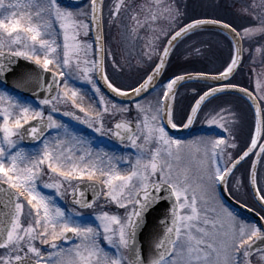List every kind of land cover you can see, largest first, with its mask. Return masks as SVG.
Segmentation results:
<instances>
[{
	"label": "snow or ice",
	"instance_id": "obj_1",
	"mask_svg": "<svg viewBox=\"0 0 264 264\" xmlns=\"http://www.w3.org/2000/svg\"><path fill=\"white\" fill-rule=\"evenodd\" d=\"M89 3L90 12L85 13L83 5H64L61 0H0V57L4 56L7 46L11 57H23L40 66V73L26 76L18 87L36 84L40 91L47 94L40 103L50 106V113L45 115L43 110L0 92V133L3 134L0 137V249L5 250L0 254V264H264V225L239 220L223 204L220 206L223 215L215 208L211 209L216 213L214 218L207 215L208 209L202 214L197 206L196 191L187 182L186 172L182 179L179 173L174 175L172 165L165 159L180 160L191 147L189 142L173 138L166 131V125L178 128L173 119L176 86L186 80H229L242 59L243 42L264 36V0H260L259 5L253 3L250 6L252 9L259 7V13L244 9L257 23L245 27L242 32L215 19H197L183 27L165 28L159 21L173 23L181 15L179 8L167 5L161 9L160 0L140 5L119 0L112 10V19L119 17L122 9L128 11L133 37L141 28L152 33L145 45L147 61H151L153 56L158 57V63L153 65L143 82L130 90L122 89L108 79L102 44V0H89ZM85 15L90 16L92 24L98 29L95 39L100 43L99 60H81L79 56L85 47L91 48L90 44L85 46L78 41L80 30L83 29L84 35H87L89 29V24L79 19ZM53 19L59 21L63 30L62 45L57 43L56 33L52 31ZM204 25H219L227 30L234 42V56L218 76L203 73L177 75L163 85L164 90L155 102H136L138 123L135 126L124 118L114 124V128L110 129L113 135L122 143L130 141V146L137 149L134 166L123 173L114 167L106 169L98 162L86 159L87 153L74 159L73 148L61 146L65 143L61 136L73 141L77 137L67 124L58 122L51 114L57 111V103L70 101L73 107L84 113V119L73 112L63 114L89 123V126L98 125L95 130L100 133L104 132L105 114L114 115L117 110L121 113L129 111L127 106L117 109L113 103V112H109L92 73H98L107 87L121 97H141L150 89L156 91L157 80L163 74L175 44ZM13 45H22V48H13ZM4 70V65L0 64V73ZM49 71H52L50 83L44 79V73ZM73 79L87 81L95 89L100 97L99 103L103 104L102 110L85 108L78 102L80 90L69 87L68 83ZM236 87L231 84L210 87L196 100L182 127L189 128L193 124L201 105L210 97L224 92L226 88ZM257 87L259 89L264 85L258 82ZM238 91L251 98L255 106L257 119L250 147L233 159L229 150L237 145L235 137L225 128L226 118L219 113L211 117L208 124L229 132V137H200L195 142V151L202 154L200 163L204 166L205 184L199 185L200 188L215 191L222 187L227 190L228 178L233 170L257 149L258 142L257 160L260 159L259 154H264V113L252 93L244 88H238ZM33 121L36 123L33 124ZM25 124L31 127L24 129ZM20 129L24 131H18ZM51 129H56L57 135L47 136ZM27 136L39 143V147L30 153L17 148V140L14 139ZM152 145L156 146L153 148ZM108 163L111 165V160ZM53 176L57 178L55 182H44V177L52 180ZM256 176L253 164L250 183L264 207V188L257 187ZM97 180L106 186L109 203L123 209H127L129 204L134 207L124 217L108 211L85 217L82 211L75 208L66 211L56 203L55 196L44 192V189H53L63 197L71 189L73 205L81 210L92 209L103 190L96 183L73 182ZM87 190L95 194L94 199L86 198ZM161 192L166 196L159 195ZM165 198L172 201L171 224L169 226L167 220L162 221L165 231L156 239L153 251L146 259L137 234L144 223L145 213ZM260 219L264 220V216ZM57 241L64 243L58 244ZM102 241L115 249V255L106 251ZM37 242L49 245L51 250L42 251L36 246ZM256 253L260 255L254 261Z\"/></svg>",
	"mask_w": 264,
	"mask_h": 264
},
{
	"label": "rangeland",
	"instance_id": "obj_2",
	"mask_svg": "<svg viewBox=\"0 0 264 264\" xmlns=\"http://www.w3.org/2000/svg\"><path fill=\"white\" fill-rule=\"evenodd\" d=\"M210 1H215V0H210ZM227 2H228V7L230 9H233V12H235L237 16H239L240 18L239 25H237L238 27L244 29L245 27L256 25L257 21L254 20L251 15L247 14L244 11V9L248 8L249 12L259 13L261 11L259 7L256 9H252L250 6L253 3L259 5L260 0H238V1L228 0ZM33 11L35 10L33 9ZM84 11L85 13L90 12V3H87L84 6ZM111 16L112 15L109 12L108 16L106 17L107 30L109 29L108 26H110L109 22L111 21ZM129 16L130 14L128 15V17ZM120 17L122 19L120 20L116 19L117 20L115 21L116 24H114L113 27H116L118 30H120L121 34L124 36L125 33L129 32L131 25L129 22L131 21H128L127 23L128 19L125 16L120 15ZM79 19H82L85 22H87V19L89 20V16L85 15L79 17ZM52 31L56 33L55 38L57 41L58 40L57 35L60 34V32H62L63 30L59 26V21H56L55 19L52 20ZM21 35H25V34L21 33ZM209 39L212 45L211 48H209V51H205L202 48L201 50H197L195 52L196 58H201V60H205V59L207 60L208 58L209 63L207 65H205L204 63L196 64L195 68H192L194 71L202 70L210 73L220 72L226 67L227 63L231 62V59L234 56L232 44L228 42V40L222 35H211L209 37L201 33L200 35H195L194 38H192L193 41H199L198 43L201 44L209 41ZM78 41L82 42V44L85 46L90 44L89 42L85 41V35L83 29L80 30ZM244 42H245L244 44L245 48H244L243 66H245V68L248 71H250L252 83L246 81L244 76L247 73L242 75L240 73L238 75L239 76L241 75L240 76L241 81L246 83V86L260 99L264 113V99H261V97H264V87H261L259 89L257 87L258 82L261 85H264V36H257L251 41L246 39ZM128 44L129 42L124 39H122L119 43H117L118 52L114 61L118 68L115 69V71L113 70V73L110 71L112 68L108 70V73L110 72V75L109 74L108 75L112 80L111 82L116 86H119L120 88L126 90H130L132 87L138 86L139 83L143 82L145 77L152 70L153 65L156 64L158 61L157 56H153L151 61H147L144 55L145 52L143 53L140 50L135 51L133 47L130 44L129 45ZM12 47L20 49L22 48V45H13ZM257 48H260L261 51L257 52L256 51ZM4 51H8L7 46L4 48ZM79 56L81 60L95 59L94 50L92 46L90 49H87L85 47L83 50H81ZM191 56H193V54ZM50 68H52V66H50ZM118 70H119V74L117 75L115 72L118 73ZM188 70L189 68L186 69V67H182L181 71L183 72ZM172 71L173 69L172 70L168 69V71H166L165 77L167 76L170 77L173 74ZM94 73H92V78L94 76ZM114 76L116 77L114 78ZM167 82L168 80L165 79L164 83H162L157 88V90L153 94H151L147 99L143 100L142 103H147L149 101L155 102L160 97L162 91L164 90L163 85H165ZM68 83H69V87H76L80 90L81 98L78 99V102L81 103L82 106L89 109H95L96 111L102 110L103 104L99 103V99H100L99 95L95 92V89H93L92 86L87 83V81L73 79V80H69ZM185 90L186 88H182L181 93L184 92ZM0 92H6L8 95L16 99H19L21 102L30 105L31 107L37 110H43L45 112V115H48L50 113V106L43 105L40 102H32L27 99H20L19 96L14 95L7 89L3 88L1 85H0ZM103 97L105 102L109 106V112H113V109L111 108V105L113 103L110 102L108 99H106L104 95ZM180 102L178 100L177 105L173 110L174 112L173 119L174 122L178 124V128L186 120L192 105L191 102H186L183 105ZM56 107H57V111L51 113L54 116V119H56L60 123L67 124L70 130H72L77 137L75 141H73L71 138H65L63 136L60 137L61 140L65 141V143L61 145L62 147H64L65 149L69 146L73 148L74 159L79 157L80 155H85V153H87L88 155L85 156L86 159H91L95 162H98L101 166H103L106 169L108 167H114L116 170L120 171L121 173L129 170L132 166H134V161L137 155V149H134L130 146V141L124 144L115 143L112 137V131H110V129H112L113 123L121 118L128 119L130 122H134L135 124L138 123L137 120L138 114L135 110V105L127 106L129 108V111L127 113H121L117 110L114 115L105 114L103 133L97 132L95 130L96 127H98V125L96 124H92V126H89V123H84L75 120L72 116H65L63 114L64 112H73L76 115L80 116L82 120L84 119V113H81L78 108L73 107L70 101L67 103L59 102L57 103ZM120 107L122 106L117 105V109H119ZM218 113L222 114L226 118V121H224L225 128H228L230 130L231 135L235 137L234 142L236 143L237 147L235 149H230L229 151L232 154V158L236 159L247 148L249 140H251L254 135L255 121H253L252 119L254 116L252 115V111L250 110L247 104H242L240 101L236 99H231L230 97L223 96L217 98L216 100L211 101L206 107V109L201 112L198 119V126L201 129L205 126L208 130L210 129L217 130L219 133L226 136L225 139L229 137V132H225L217 125H209L207 122L211 117L217 116ZM231 121H235V123H230ZM0 123H2V117H0ZM197 132L196 134H192L191 136H187L183 139H180L185 142H189V144L191 145V147L188 150H186V152L183 154L182 159L171 160L166 157L165 159L167 163H170L172 165L174 175L179 173L182 179L186 172L188 176L187 182L189 185H191L192 189L196 191L198 197L197 206L201 209L202 214L205 211V209H208L207 215L210 218H214L216 213L212 212L211 209L215 208L217 212H220V214L223 215L220 207L221 204H223V202L219 196L218 189L214 191L211 188L203 189L198 187L199 185H204L205 181L203 179L204 173L202 171L204 166L200 163L202 154L196 153L195 142H198L200 137H207V136H215L216 138H221V137L217 134L218 132L212 133L210 131H202L201 134L199 135H197L199 133ZM2 135L3 134L0 133V137H2ZM55 135H57V130L51 129V133L49 137ZM14 139L17 140V148H23L26 152L29 153L36 150L39 147L37 146L35 148H26L23 146L20 137H15ZM142 139L143 137H141V141ZM141 141H137V142L140 143ZM155 146L156 145H152L153 148ZM65 154H67V152ZM109 160H111V165H109L108 163ZM259 176H260L259 187L264 188V159H263V164L261 165ZM56 179L57 178L55 176H53L52 180H49L48 177H44V182L45 183L55 182ZM229 179L230 177L228 178V181ZM231 181H232L231 184H233L234 176L232 177ZM97 182L99 181L97 180ZM73 183L77 184L82 182L74 181ZM101 185L103 186V196L96 202V205L92 209L81 210L77 207H70L68 200L72 197L71 189H68L63 197L58 196L55 190L53 189H44V192L47 195L55 196L56 203L60 207L64 208L66 211H71L72 209L75 208L77 211H82L85 217H94L95 215L103 211H108L110 214H116V215H120L121 217H124L134 207V205L129 204L127 209H123V208H118L115 203H109L107 201V196H106L107 188L103 184ZM231 187H233V185H231ZM240 187H245L246 190L248 188L247 186H243L242 184H240ZM230 193H231L230 197L233 201L239 203L237 200H240L241 203L248 204L251 208L259 210L260 213H263L264 209L258 204L255 197H254L255 201H253L249 191L246 193V195L243 194V196L240 195L241 193L237 195L232 190H230ZM205 200H207V203H205ZM223 206L226 207L224 204ZM259 208H261L262 211ZM259 215L261 216V214ZM235 216L241 221L251 223L236 214ZM92 222L97 223L95 220H93ZM75 242L76 241L74 240L73 243ZM57 243L63 244L64 242L57 241ZM102 244L105 246L106 251H108L110 254L115 255V249H112L110 246H108L106 241H102ZM36 246L40 248L42 251L51 250L49 245H41L39 244V242H37ZM4 251L5 250L0 249V254H2ZM259 255L260 254L256 255L253 258V260L255 261L259 257Z\"/></svg>",
	"mask_w": 264,
	"mask_h": 264
},
{
	"label": "flooded vegetation",
	"instance_id": "obj_3",
	"mask_svg": "<svg viewBox=\"0 0 264 264\" xmlns=\"http://www.w3.org/2000/svg\"><path fill=\"white\" fill-rule=\"evenodd\" d=\"M228 0H215V1H210V0H160V8L163 9L165 6L167 5H172V7L174 8H179L181 15L173 22V23H169L167 20H160L159 24L162 25L165 28H177V27H183L186 24L192 23L197 19H215L218 21H222L223 23H228L230 24L232 27L236 28L237 31H243V29H241L240 27H238L237 25H239V16H237V14L235 12H233V9H230L228 7ZM238 1V0H237ZM119 0H104V45H105V58H104V65H105V71L107 73L108 79L109 81H112L110 78V72L108 73V70H110L111 68V72L113 73V70L115 71V69H117V65L115 63V66L113 65V61L115 60V57L117 56V52H118V47H117V43H119L122 39L127 40L129 42V44L133 47V49L135 51H142L143 53L147 50L145 45L148 43L152 33L149 32L146 28H141L138 29V34L136 37H133L130 33V29L129 32L125 33V35L123 36L120 32V30H118L116 27H113L115 23V21L122 19L120 16L112 19L111 16V21L109 22V29H106V17L108 16V13L110 12L112 15V10L114 9L116 3H118ZM126 3L128 4H135V5H140V4H147V3H151L152 0H125ZM87 3H89V0H86L84 3L80 4L85 6ZM64 5H69L66 3H63ZM234 8V7H233ZM110 10V11H109ZM130 13L128 11H125L124 9L121 10L120 15L121 16H125L128 20L130 21L128 15ZM117 19V20H116ZM131 24V22H129ZM237 26V27H236ZM109 31V33H108ZM111 32V33H110ZM201 33H203L206 36H211V35H223V33L217 29H212V28H204V29H199L196 30L190 34H188L187 36L183 37L173 48L172 53L170 55V58L168 60L167 63V67L166 70L164 72L163 78L162 80L164 81L165 79V75H166V71H168L169 69H173V74L170 76L171 78L177 76V75H187V74H193V73H203L205 74L202 70L200 71H194L192 68H195L196 64L200 63H204L205 65H207L208 62V58L207 60H201V58H196L195 57V52L197 50H201L202 48L205 51H209V48H211V43H210V39L209 41L201 44L198 43L199 41H193L192 38H194L195 35H200ZM121 34V35H120ZM57 43L58 44H63V31L60 32V34L57 35ZM85 41L89 42L90 45L92 46L93 50H94V42H93V37H92V33H91V29L89 28L87 31V35H85ZM128 44V45H129ZM8 52V51H5ZM112 52V53H111ZM193 54V56H191ZM182 67H186L189 68L188 71H181ZM184 70V69H183ZM117 75L119 74V70L118 73L115 72ZM179 73V74H178ZM247 74L245 75V79L247 82H251L252 78H251V73L249 71L246 72ZM109 74V75H108ZM116 76H114L115 78ZM167 78V80H169V78ZM170 78V79H171ZM93 79L96 81V75L94 73ZM236 78H234L235 80ZM232 81V83H235V81ZM161 83H163L161 81ZM252 83V82H251ZM236 84L238 85H243L242 82H236ZM161 85V84H160ZM238 85V86H239ZM216 87V85H212V84H207V83H188L185 84L183 86L180 87L179 91L176 94V100L175 103L173 105V110L175 109V106L177 105V102L179 100V102L183 105L186 102H191V108L193 107V105L195 104L196 100L199 99V96L202 95L205 91H208L210 87ZM182 88H186V90L184 92L181 93V89ZM101 91V90H100ZM102 93V92H101ZM217 98H214L213 100H216ZM211 100V101H213ZM210 101V102H211ZM208 102L207 104H205L203 106V108L200 110L199 114L197 115V118L195 120V123L193 125V128L191 130V132L187 135V136H191L192 134H196V132L198 133L197 135L201 134L202 131H210L212 133H216L218 132L217 130H213L210 129L208 130L205 126L201 129L198 126V119L199 116L201 114L202 111H204L206 109V107L208 106V104L210 103ZM190 108V110H191ZM189 110V113H190ZM188 113V115H189ZM174 115V112H173ZM186 122V120L184 121V123ZM183 123V124H184ZM198 128V129H197ZM221 138H225L226 136L222 135L221 133H217ZM196 135V136H197ZM255 155L256 153L250 157L245 163H243L240 167L237 168V170L232 174V176L230 177L229 181H228V188L227 191L229 193V195L231 196L230 190L234 191L237 195L243 196L246 195V193L249 191L253 201H255L254 196H253V192H252V188H251V183H250V171H251V167L252 164L254 162L255 159ZM263 159H264V154L261 158L259 167H258V172H257V187H259V181H260V176H259V172L261 169V165L263 164ZM234 176V181L233 184L231 179ZM240 184H242L243 186H247V190L245 187H240ZM231 185H233V187H231ZM236 200V199H235ZM239 203H241L240 200H237ZM243 204V206L251 209L252 211L261 214V216H264V211L263 213H260L259 210L253 209L251 208L248 204L245 203H241ZM261 210V208H259ZM262 211V210H261ZM259 253H256L253 258L258 255Z\"/></svg>",
	"mask_w": 264,
	"mask_h": 264
},
{
	"label": "water",
	"instance_id": "obj_4",
	"mask_svg": "<svg viewBox=\"0 0 264 264\" xmlns=\"http://www.w3.org/2000/svg\"><path fill=\"white\" fill-rule=\"evenodd\" d=\"M65 1H67L68 3H71V4H80V3L84 2L85 0H65ZM102 5H103V0H102ZM102 12H103V8H102ZM102 25H103V16H102ZM205 27L218 28V29H221V30H223L224 32H226L228 34L227 30L221 28L219 25H204V26L198 27L197 29L205 28ZM92 30H93V37H94V41H95V47H96V56H97V60H99L98 49L100 47V43L97 42L96 39H95L98 29L96 28V26L94 24H92ZM194 30H196V29H194ZM194 30H192V31H194ZM102 36H103V27H102ZM102 44H103V48H104L103 41H102ZM5 57H7V59H5ZM242 60H243V52H242V59H241L239 65H238V67L236 69H234V71L231 74L229 80H216V81H211V80H208V81H204V80H186L185 82H182V83H180V84H178L176 86V92L178 91L180 86H182V85H184L186 83H190V82L199 81V82H207V83H214V84H221V85L227 84L232 79V77L235 75V73L238 71V69L240 68V66L242 64ZM0 64H3L4 68H5L4 72L0 73V83L5 88L9 89L10 91H12V92H14L16 94L22 95V96H24L26 98H29V99H32V100H35V101H40L42 98L46 97L47 94L45 92H43V91H40L39 87L36 84H30V85H28L26 87H18V84L26 76L40 73L42 71L40 66L36 65L35 63H31V62H28L26 60H23V59H21L19 57H11L9 54H5V53H4V56L0 57ZM203 72L205 74H208V76H209V75L219 74L221 71L220 72H216V73H210V72H206V71H203ZM96 74H97L98 84H99L100 88L102 89V91L112 101H114V102H116L118 104L130 105V104H135L136 102H141L142 100L147 98L153 92V90L150 89L149 93H142L141 97H136L134 95L130 96V97H121V96H118L115 93H113L107 87L105 82L102 79L99 78V74L98 73H96ZM162 75L159 76V78L157 80V83H156V87L159 84V82H160V80L162 78ZM51 76H52V72L51 71H49L47 73H44V79L47 82H49V83L51 82ZM238 88H240V87L226 88V90L224 92H221V93H226V92L227 93H235V94H239L241 96H244L251 103V106H252L254 114H255V106L253 105L252 99L249 98L248 96H246L244 93L238 91ZM221 93H217L216 95L221 94ZM252 96L257 100V98L253 94H252ZM210 98H212V97H210ZM208 100H206V101H208ZM258 103H259V101H258ZM202 105H201V107H202ZM260 108H261V105H260ZM261 111H262V109H261ZM187 117H188V115H187ZM255 118L257 119L256 114H255ZM32 123L35 124L36 122L33 121ZM183 123H182V125H183ZM132 124H133V126H135V123H132ZM182 125L180 127H182ZM192 125L189 128H182L180 130H175V129L171 128L170 125H166V130L168 131V133H170L174 137H182V136L186 135L190 131ZM30 127H31V125H28V124L24 125V129H28ZM113 128H114V125H113ZM24 129H21V132H23ZM49 133H50V130H48L46 135H48ZM113 138L118 143H122L116 136L113 135ZM22 140H23L24 145L29 146V147H35V146L39 145V143L37 141H34L31 136L24 137V138H22ZM125 142H127V141H125ZM125 142H123V143H125ZM259 145H260V143L258 142L257 148L259 147ZM255 151H256V149L253 150V152L250 153L244 160H242L240 162V164L237 165V167L239 165H241L243 162H245L250 156H252ZM259 156H260V159H261L262 154H259ZM260 159L257 160V156H256V158L254 160L253 164H255L256 170L258 169ZM83 184H89V183H83ZM97 185L102 189V187L99 184H97ZM4 187H7V185H5ZM251 188H252V192H253V195H254L255 199L257 200L258 204L261 206L262 202L257 198L255 189L253 188L252 185H251ZM220 193H221L222 199L227 204H229L231 207H233L235 210L240 211V212L246 214L247 216L251 217L253 220H255V222L258 225H264V222H263V220L260 219L259 215H257L253 211L243 207L242 205L238 204L237 202L233 201L229 197L227 191L224 190L222 187L220 188ZM159 195L166 196V193L161 192V193H159ZM101 196H102V194H101ZM86 198L89 199V200H92V199L95 198V194L91 190H87L86 191ZM173 200H174V197H173ZM70 205L71 206H75L72 203V198L70 200ZM171 207H172V201H170V200L165 198V199H161L159 202H157L154 206H152L145 213L144 223H143L140 231L137 234V240H138L139 245L141 246L142 255L146 259L152 253L153 247H154V242L156 241V239L158 237L162 236L164 231H165V224L162 223V221L167 220L168 223H169V226L171 224V212H170ZM262 208L264 209V207H262Z\"/></svg>",
	"mask_w": 264,
	"mask_h": 264
}]
</instances>
